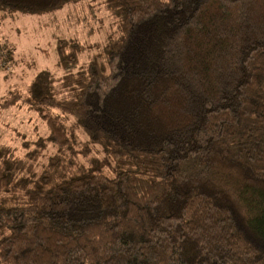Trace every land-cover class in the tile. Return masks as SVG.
<instances>
[{
	"label": "trees",
	"instance_id": "1",
	"mask_svg": "<svg viewBox=\"0 0 264 264\" xmlns=\"http://www.w3.org/2000/svg\"><path fill=\"white\" fill-rule=\"evenodd\" d=\"M79 1L0 0V22ZM104 7L102 54L59 39L62 76L0 102L47 129L0 148V264H264V0Z\"/></svg>",
	"mask_w": 264,
	"mask_h": 264
},
{
	"label": "rangeland",
	"instance_id": "2",
	"mask_svg": "<svg viewBox=\"0 0 264 264\" xmlns=\"http://www.w3.org/2000/svg\"><path fill=\"white\" fill-rule=\"evenodd\" d=\"M117 23V18L105 9L104 0H83L50 13H17L7 17L0 22V43L8 44L12 53L7 58L0 50V63L6 61L0 64V102L10 92L26 94L41 72H48L56 79L62 76L56 55L57 40L79 43V66H83L102 54L108 39L115 34ZM66 124L80 142H86L71 120ZM46 134L44 123L22 103L0 111V148L9 149L15 159L24 158L25 143L33 145ZM33 148L34 145L29 151ZM49 153L50 150L43 152L45 157Z\"/></svg>",
	"mask_w": 264,
	"mask_h": 264
}]
</instances>
